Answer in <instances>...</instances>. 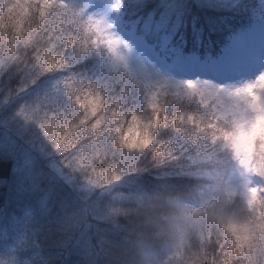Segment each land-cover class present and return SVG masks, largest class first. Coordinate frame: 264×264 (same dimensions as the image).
I'll return each mask as SVG.
<instances>
[{
	"label": "clouds",
	"instance_id": "clouds-1",
	"mask_svg": "<svg viewBox=\"0 0 264 264\" xmlns=\"http://www.w3.org/2000/svg\"><path fill=\"white\" fill-rule=\"evenodd\" d=\"M97 3L0 0V264H264V0Z\"/></svg>",
	"mask_w": 264,
	"mask_h": 264
},
{
	"label": "rangeland",
	"instance_id": "rangeland-1",
	"mask_svg": "<svg viewBox=\"0 0 264 264\" xmlns=\"http://www.w3.org/2000/svg\"><path fill=\"white\" fill-rule=\"evenodd\" d=\"M105 6H106V0H98V3H97L98 8H103ZM122 28H123V25H122ZM130 35H133V32H131ZM242 52H243L242 57H240L239 55H235L234 56L235 58L233 57L231 59H225L224 62H221V61L219 62V65L216 68V72H215L218 78L229 79L234 76L250 72L252 70V68L254 67V57L257 54L256 49L254 47H250ZM203 71L207 75H213L212 69L205 68L203 69ZM11 179L12 180L10 183H8V181L5 182L7 186L10 185L7 191L12 190L13 187L16 190L15 173H13V176ZM10 204H11V201H9V203L6 205H10Z\"/></svg>",
	"mask_w": 264,
	"mask_h": 264
},
{
	"label": "trees",
	"instance_id": "trees-1",
	"mask_svg": "<svg viewBox=\"0 0 264 264\" xmlns=\"http://www.w3.org/2000/svg\"><path fill=\"white\" fill-rule=\"evenodd\" d=\"M145 30H146V26H145ZM132 32L133 33L135 32V27L134 26L132 28ZM226 57H223V58H226ZM13 173L8 174V172L6 170L4 175H0V208L4 207L6 204H8L9 201H11V204H10L11 207H13L14 205H16L19 202L16 199V190H15V188L13 187L12 190H8L7 191L8 187H10V185L7 186L6 183H5L6 181H8V183L11 182V180H12L11 178L13 176Z\"/></svg>",
	"mask_w": 264,
	"mask_h": 264
}]
</instances>
